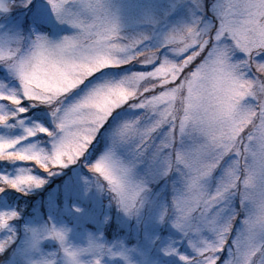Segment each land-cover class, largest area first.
Wrapping results in <instances>:
<instances>
[{
    "label": "snow or ice",
    "instance_id": "6c2138e0",
    "mask_svg": "<svg viewBox=\"0 0 264 264\" xmlns=\"http://www.w3.org/2000/svg\"><path fill=\"white\" fill-rule=\"evenodd\" d=\"M0 201V264H264V0H0Z\"/></svg>",
    "mask_w": 264,
    "mask_h": 264
},
{
    "label": "rangeland",
    "instance_id": "374dc122",
    "mask_svg": "<svg viewBox=\"0 0 264 264\" xmlns=\"http://www.w3.org/2000/svg\"><path fill=\"white\" fill-rule=\"evenodd\" d=\"M13 16L17 15L16 11H13L12 13ZM67 177L62 173L58 177H53L50 179V182L48 185L45 186V188L41 191L38 190L29 197H22V200H27L29 202L35 203V204H41L46 198L55 195V191L58 187V185H62L64 180H66ZM19 195V194H17ZM105 204L107 203V199L105 198ZM0 210H9L8 206L6 205L5 202L0 201ZM41 212H44V209L41 207ZM113 214L115 215V209H112ZM35 224H39L40 221L39 219L34 221ZM109 237H111V233L109 232ZM71 241L73 243H82L83 242V236L80 235L78 236L76 233H73L71 235Z\"/></svg>",
    "mask_w": 264,
    "mask_h": 264
}]
</instances>
